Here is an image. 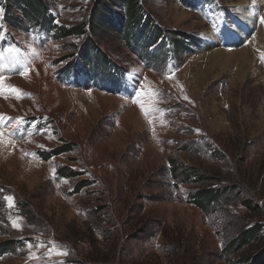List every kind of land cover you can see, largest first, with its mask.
I'll use <instances>...</instances> for the list:
<instances>
[{"label":"rangeland","instance_id":"rangeland-1","mask_svg":"<svg viewBox=\"0 0 264 264\" xmlns=\"http://www.w3.org/2000/svg\"><path fill=\"white\" fill-rule=\"evenodd\" d=\"M39 1L0 0V264L264 260V0Z\"/></svg>","mask_w":264,"mask_h":264},{"label":"trees","instance_id":"trees-1","mask_svg":"<svg viewBox=\"0 0 264 264\" xmlns=\"http://www.w3.org/2000/svg\"><path fill=\"white\" fill-rule=\"evenodd\" d=\"M34 1H37V4H34L33 3ZM8 3L10 4V6H12V5H18V7L20 9L21 8H24L26 11H29L33 15L36 14L35 11L36 12L37 11L42 12L43 9H44V5L42 3H40L39 0H8ZM103 7L105 8L106 5L103 4ZM131 16H132V14H131ZM48 18H49V16H48ZM134 18H139V16L138 17H134ZM10 22H12L14 24V21L11 20ZM75 30H76V27L74 26V27H72L70 29H67V32H65V31L64 32L58 31V32H59V34H62L60 36L66 37V36H69V35L74 34L76 32ZM89 30L94 31L93 28L91 27V24L89 26ZM81 33L82 32L80 31L77 34H81ZM209 193H210V196L207 195L208 197H206V195H204L203 192H201V195L198 194L197 198H194L195 202H198V205L201 206L202 204L205 203L206 200H210L212 198L211 196L213 195L212 194L213 191H210ZM197 200H200V201H197ZM252 231L253 230H249L247 233L245 232L244 235L241 236V239H240L241 241L240 242L241 243H244V242H246V240H250V233H253ZM254 232H256V231H254ZM257 264H264V260L258 261Z\"/></svg>","mask_w":264,"mask_h":264},{"label":"snow or ice","instance_id":"snow-or-ice-1","mask_svg":"<svg viewBox=\"0 0 264 264\" xmlns=\"http://www.w3.org/2000/svg\"><path fill=\"white\" fill-rule=\"evenodd\" d=\"M0 11H2V10H0ZM261 22L264 23V18H261ZM27 74H28V69L25 68V70L21 73V75H27ZM168 78L172 79L173 77L170 75ZM3 80H4V78L0 77V91L15 93L17 96L20 95V90H18L15 87L3 88ZM135 95L138 98H141L144 95V92L143 91H139V92L135 93ZM185 99H187V97H185ZM141 106L143 107V105H141ZM197 131H199V130H197ZM5 199L9 202V207H11L12 203H13V198L11 196H8V197H5ZM13 226H17L16 222H13ZM57 254L58 255H64L65 253L58 252Z\"/></svg>","mask_w":264,"mask_h":264},{"label":"bare ground","instance_id":"bare-ground-1","mask_svg":"<svg viewBox=\"0 0 264 264\" xmlns=\"http://www.w3.org/2000/svg\"><path fill=\"white\" fill-rule=\"evenodd\" d=\"M244 14H246V12L244 13ZM251 18V17H250ZM245 23H249V24H251L252 23V20L251 19H249L248 21L246 20L245 21ZM261 26L262 27H259L258 28V32L259 33H263L264 32V24H261ZM246 49L247 48H245V49H240V50H238V53L240 54V55H247V51H246ZM132 112V111H131Z\"/></svg>","mask_w":264,"mask_h":264},{"label":"crops","instance_id":"crops-1","mask_svg":"<svg viewBox=\"0 0 264 264\" xmlns=\"http://www.w3.org/2000/svg\"><path fill=\"white\" fill-rule=\"evenodd\" d=\"M16 78H18V77H16ZM14 83V82H13ZM15 83H17L16 81H15Z\"/></svg>","mask_w":264,"mask_h":264}]
</instances>
